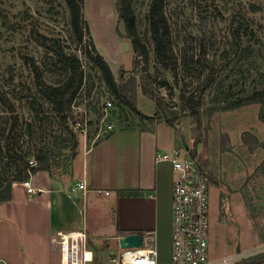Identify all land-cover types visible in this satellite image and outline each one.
Instances as JSON below:
<instances>
[{
  "label": "rangeland",
  "instance_id": "obj_1",
  "mask_svg": "<svg viewBox=\"0 0 264 264\" xmlns=\"http://www.w3.org/2000/svg\"><path fill=\"white\" fill-rule=\"evenodd\" d=\"M131 1L139 36L148 47L147 62L139 59L133 69L130 39L116 31L122 25L114 0H94L91 24L109 51L127 42L122 64L112 72L118 82L135 74L134 105L142 114L117 102L99 72L84 63L93 85L89 91L88 80L82 85L63 122L37 91L26 57L36 61L50 84L65 73L51 62L40 35L57 38L66 52L84 60L71 34L66 2L0 0V179L5 182L17 171L7 152L28 163L46 151L50 171L66 176L71 162L105 136V124L112 125L107 135L161 124L165 130L155 127L159 142L167 143L169 151L187 145L210 173V229L216 232V246L245 247L262 240L264 0H165L176 76L154 58L147 21L150 0ZM106 99L112 102L107 112L102 106ZM14 116L17 125L11 130ZM169 252L162 248L160 258L167 260Z\"/></svg>",
  "mask_w": 264,
  "mask_h": 264
},
{
  "label": "crops",
  "instance_id": "obj_2",
  "mask_svg": "<svg viewBox=\"0 0 264 264\" xmlns=\"http://www.w3.org/2000/svg\"><path fill=\"white\" fill-rule=\"evenodd\" d=\"M94 4V0H84V16L96 49L114 69L122 64L120 55L127 42L120 39L121 49L113 45L111 52L98 39L91 24L96 15ZM155 127L118 129L91 143L77 162H71L66 176L36 170L30 176L36 193L26 192L23 179L12 181L10 198L0 200V258L7 264H60V252L52 237L59 232L84 230L96 254L94 264H111L109 256L118 251V237L127 232H140L143 245L156 246L157 263L170 264L174 172L169 161L155 160L156 151L170 148L159 142ZM81 180L86 190L69 193L70 186ZM121 189L137 192L119 194ZM105 190L109 193L105 194ZM208 221L211 258L264 242L262 232V240L245 247L232 243L218 248L210 216ZM167 247L170 252L166 260L160 258V253ZM249 258L233 264H244Z\"/></svg>",
  "mask_w": 264,
  "mask_h": 264
},
{
  "label": "trees",
  "instance_id": "obj_3",
  "mask_svg": "<svg viewBox=\"0 0 264 264\" xmlns=\"http://www.w3.org/2000/svg\"><path fill=\"white\" fill-rule=\"evenodd\" d=\"M64 1L68 7L71 34L77 44L80 45L84 60H82L76 53L66 52L57 38L40 35L41 39L38 36L39 43L51 53V57L53 58L51 62L65 73V77L60 82L55 84L47 83L43 79L39 65L36 61L31 57H26V62L29 63L34 74V84L41 97L50 104L52 110L63 122L67 121L68 111L82 85L88 80V91L93 85L88 71L84 68L85 63L89 69H95L99 72L102 82L117 102L133 109L137 113L139 112V114H142L134 105L136 84L135 74L129 75L127 80L121 79L120 82L116 80L110 65L95 47L88 22L83 13L84 0ZM114 4L118 21H120L122 25V30L117 25L116 31L121 36L130 39L134 50V58L132 60V67L134 69L140 60L147 62L149 55L148 47L139 36L136 14L132 6V1L114 0ZM164 6L165 0H150L147 12L148 29L156 62L176 76L178 61L173 52L170 27L164 13ZM188 101L190 104L193 103L190 98H188ZM169 123H171V120ZM16 125L17 116H14V121L10 127L11 130L15 129ZM27 126L30 128L29 123ZM99 139L101 138L96 139L94 142H97ZM0 152H2L1 148ZM191 152L195 155V150H192ZM7 156L14 161L17 171L12 178H4L5 182H2L0 179V200L10 198L12 181L28 177L26 170L27 163L22 160V156L15 152H7ZM20 161L23 162V165ZM36 161L37 164L30 168L32 173L39 169L51 170L48 152L45 151L38 154L36 156ZM136 192L137 191L126 189L118 190L119 194ZM261 262H264V251L251 256V258L247 259L244 264H259Z\"/></svg>",
  "mask_w": 264,
  "mask_h": 264
},
{
  "label": "built area",
  "instance_id": "obj_4",
  "mask_svg": "<svg viewBox=\"0 0 264 264\" xmlns=\"http://www.w3.org/2000/svg\"><path fill=\"white\" fill-rule=\"evenodd\" d=\"M112 105L110 99L102 103L104 111ZM79 123V122H78ZM101 133L106 136L112 125L105 124ZM99 136V134L97 135ZM155 160L169 161L173 172L171 206V253L170 264H233L237 260L259 254L264 251V242L243 251L211 258L208 247L209 186L211 177L205 165L194 155L190 148L181 147L156 151ZM35 158L28 160V177L21 181L28 194L36 193L32 185L30 168L35 166ZM84 180L71 185L69 193L85 191ZM105 194L109 191L105 190ZM121 235V234H120ZM264 241V240H263ZM52 242L58 246L60 264H94L96 254L87 243L84 230L57 233ZM118 254V257H116ZM109 260L114 264H158L157 249L154 245L118 248ZM0 264H7L0 258Z\"/></svg>",
  "mask_w": 264,
  "mask_h": 264
},
{
  "label": "water",
  "instance_id": "obj_5",
  "mask_svg": "<svg viewBox=\"0 0 264 264\" xmlns=\"http://www.w3.org/2000/svg\"><path fill=\"white\" fill-rule=\"evenodd\" d=\"M185 149H188L187 145H185ZM143 244V236L140 232H127L118 237V246L120 248L141 247Z\"/></svg>",
  "mask_w": 264,
  "mask_h": 264
}]
</instances>
